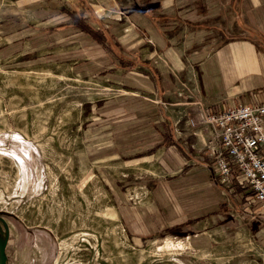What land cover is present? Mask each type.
<instances>
[{"label":"rangeland","instance_id":"374dc122","mask_svg":"<svg viewBox=\"0 0 264 264\" xmlns=\"http://www.w3.org/2000/svg\"><path fill=\"white\" fill-rule=\"evenodd\" d=\"M80 10L76 0H0L7 264H263L264 231L230 200L232 185L198 186L169 153H147L149 120L99 73L101 55L86 58ZM218 201L222 218L204 227L213 214L200 213ZM184 214L201 215L189 246L175 224Z\"/></svg>","mask_w":264,"mask_h":264},{"label":"crops","instance_id":"0c3cea01","mask_svg":"<svg viewBox=\"0 0 264 264\" xmlns=\"http://www.w3.org/2000/svg\"><path fill=\"white\" fill-rule=\"evenodd\" d=\"M76 1L91 13L84 32L93 46L86 58L101 55L99 73L117 83L124 98L139 105L137 114L149 120L151 132L142 136L156 141L147 153H169L176 173L197 172L198 186L225 189L206 145L214 127L196 122L198 111L264 99V0ZM231 185L230 200L241 201L264 231L258 204L248 205L250 193ZM216 204L200 213L213 214L204 227L222 218ZM200 216L184 214L175 223L187 246L190 231L197 230L190 220Z\"/></svg>","mask_w":264,"mask_h":264},{"label":"built area","instance_id":"2783aa9c","mask_svg":"<svg viewBox=\"0 0 264 264\" xmlns=\"http://www.w3.org/2000/svg\"><path fill=\"white\" fill-rule=\"evenodd\" d=\"M195 124L193 117L189 118ZM198 123L212 125L207 147L221 183L248 189L264 215V99L232 103L219 111L200 107Z\"/></svg>","mask_w":264,"mask_h":264},{"label":"water","instance_id":"95a60500","mask_svg":"<svg viewBox=\"0 0 264 264\" xmlns=\"http://www.w3.org/2000/svg\"><path fill=\"white\" fill-rule=\"evenodd\" d=\"M4 223V231H1L0 229V264H7V255L5 251V246L7 242V236H8V228L5 224V220L2 216H0V223ZM264 264V262H263Z\"/></svg>","mask_w":264,"mask_h":264},{"label":"trees","instance_id":"16d2710c","mask_svg":"<svg viewBox=\"0 0 264 264\" xmlns=\"http://www.w3.org/2000/svg\"><path fill=\"white\" fill-rule=\"evenodd\" d=\"M88 17H89V14L83 11H79L75 15L72 16L74 23L85 31L89 30L88 24L85 21ZM100 32L102 34V31Z\"/></svg>","mask_w":264,"mask_h":264}]
</instances>
